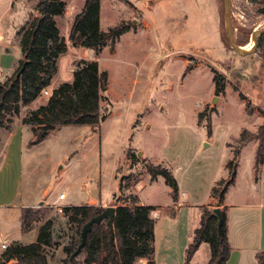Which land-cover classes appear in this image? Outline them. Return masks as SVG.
Segmentation results:
<instances>
[{"label":"rangeland","instance_id":"1","mask_svg":"<svg viewBox=\"0 0 264 264\" xmlns=\"http://www.w3.org/2000/svg\"><path fill=\"white\" fill-rule=\"evenodd\" d=\"M77 1L67 0L72 10L57 17L61 31L71 27ZM107 1L113 7L130 4L129 0ZM133 1L146 6L147 0ZM149 1L146 10H132V15H105L114 25L126 21L135 34L123 35L104 54L93 56L111 76L102 101V111L109 115L100 127L58 125L45 139L25 146L21 197L53 220L57 242L47 248L50 264H62L66 257L63 247L73 233L63 214V204H81L90 192L98 190L103 200L116 192L117 200H111V204L125 201L139 184L153 181L148 178L144 153L182 180L190 197L188 204H194L195 196H205L206 202L212 186L229 178L228 162L237 151L239 178L235 186L228 187L227 202L264 200V194L257 193L251 183L253 178L264 191V160L253 169L255 152L240 142L242 131L254 135L264 123V57L259 52L239 54L228 44L224 0ZM230 5L236 42L250 49L254 46L253 32L264 27V0H230ZM36 15L34 0H0V29L16 26L14 41L21 39L23 28ZM150 19L155 28L151 35L144 36L140 32L149 26ZM149 40L153 41L152 47ZM67 43L72 44L70 40ZM161 46L164 49L157 55ZM212 70L226 79L225 93L216 94ZM48 86L43 87L42 97H50L53 86ZM214 97H218L216 102ZM255 139L258 141L249 140ZM128 151L136 156L127 159ZM176 166L179 168L174 171ZM161 179L143 191L146 200L172 202L171 188ZM120 184L124 189L120 190ZM62 192L64 200L59 198ZM161 209L171 211L168 207ZM198 211L196 206L191 209L192 220ZM15 217L9 220L12 227L18 228L21 224L17 213ZM0 220L1 225L9 221ZM36 226L33 224L31 229ZM158 235L160 245L162 234ZM29 237L30 233L22 234L21 240ZM210 255V245L205 242L195 261L203 264Z\"/></svg>","mask_w":264,"mask_h":264},{"label":"trees","instance_id":"2","mask_svg":"<svg viewBox=\"0 0 264 264\" xmlns=\"http://www.w3.org/2000/svg\"><path fill=\"white\" fill-rule=\"evenodd\" d=\"M37 15L31 23L24 27L21 34L23 56L11 76L0 79V127H10L13 102L21 92L33 94L50 83L51 59L50 40L57 41L59 29L55 16L61 13V0H34ZM99 0H86L82 11L75 17L72 34L82 28L86 30L84 46L94 49L97 54L106 46H114L123 34L130 30L126 21H121L107 30L94 25V7H99ZM225 15V13H224ZM227 33V31H226ZM227 42L231 46L228 34ZM255 52L264 57V32L258 35V46ZM53 54V53H52ZM213 81L216 94H223L226 90V79L215 70ZM109 83V72L101 69L98 60L84 61L74 69L73 80L63 82L54 88L46 105L40 106L33 112V118L39 120L40 126L35 139L36 143L45 139L49 132L58 125L89 124L94 129L99 128L106 119L103 113L102 101L104 91ZM242 98H245L241 93ZM29 99L27 98L26 101ZM248 109V106L247 108ZM200 120V119H199ZM257 138L259 145L256 152L257 165L264 160V123L258 131L251 135L242 131L240 142ZM133 151H128L126 158L135 157ZM235 157L228 162L230 176L220 181L212 188L211 194L216 206L223 203L228 187L234 183L236 177ZM145 161V160H144ZM145 166L153 181L162 176L173 191V199L179 197V184L171 170L162 164H155L149 160ZM124 185L120 184V190ZM114 199L117 200L115 194ZM125 205H118L115 209L114 240L111 239V229L106 220L94 223L88 232L86 244L80 253L73 257V253L81 243L83 226L93 217L103 212L105 207L91 204L66 205L63 214L73 230L69 244L64 245L66 257L62 264H142L140 259H146L145 264H156L155 261V219L153 205H140L137 195L130 194ZM26 207L22 214V227L30 230L33 224L40 225L36 241L23 243L12 241L0 253V264H50L48 247L56 242L54 238V223L51 218H45L39 209ZM222 223L219 228V216L214 208L204 207L199 227L193 232L186 262H190L195 252L203 242L210 245L211 257L207 264H227L232 246L229 242L227 213L221 208ZM259 264H264V251L259 253Z\"/></svg>","mask_w":264,"mask_h":264},{"label":"crops","instance_id":"3","mask_svg":"<svg viewBox=\"0 0 264 264\" xmlns=\"http://www.w3.org/2000/svg\"><path fill=\"white\" fill-rule=\"evenodd\" d=\"M61 1L63 2L61 13L55 16L56 24L59 29L58 39L57 41L50 40L49 42L51 59L47 61L50 63L52 71L48 75L51 77V84L49 83L50 85L48 84L49 86H47H53L51 90L62 82L72 81L74 69L78 63L97 60L93 58L94 54L95 56L97 55V52L92 48L84 46L83 41L86 30L80 28L76 34H72L74 19L82 11L86 0L77 1L75 8L77 12H75L72 18L71 27L66 31H61L57 23V17L68 14L72 10V7L68 4L67 0ZM99 2V7H94L93 9L95 21L92 23L104 30H107L115 23H108L107 19H105V15L108 14V12L111 13V16H117L118 14L132 15V10L134 12L142 9L146 10L147 5L150 3V1L147 0L145 3L146 6H142L135 3L133 0H129L130 4H119V6L113 7L109 5L110 3H108L107 0H99ZM129 5L130 8H128ZM124 18L127 20L129 17ZM104 23H106L107 26H105ZM146 26L147 27H144L140 33H144V36L151 35V30L155 28L154 21L150 19L149 26ZM15 28L16 26H14L13 29H0V78L11 76L18 66L19 60L23 56L21 39L19 41H14L12 38ZM133 30H129L125 34L131 33L133 36L135 34ZM67 40H70L72 44L67 43ZM152 42V40L147 41V43L150 44L149 47H152ZM107 48L108 46L104 47L100 54H104ZM157 48L158 46L155 47V49ZM160 49L161 51H156L157 55L162 53V49L164 48L161 46ZM116 51L117 46L114 53H116ZM71 57H73V59L68 62V59ZM75 60L77 61L74 62ZM182 60L185 63L186 59L182 58ZM110 81L111 76L109 77V83ZM42 89L43 87L33 94L21 92L18 98L13 102L12 112L8 115L11 119L10 127H0V219L5 218L11 220L13 217L16 218L15 216L17 213V219L21 224L20 227L16 228L12 227L10 220L2 225L0 220V253L12 241L17 240L23 243L36 241L39 233L40 225L27 231L22 227V214L24 208L35 207L36 204L23 202L21 196L23 179L25 176L24 149L27 142L30 143L35 139V129L40 126L39 120H35L32 114L40 106L46 105L49 99V97H42ZM27 98L29 99L28 101H26ZM244 143L245 145H250L251 149L255 152L254 163L252 164V168L255 169L257 165L256 152L259 141L255 139ZM144 160H149L155 164H161L158 160L152 158L150 154L144 153ZM178 168L179 166H176L174 171H177ZM171 172L173 173L172 170ZM173 175L176 177L179 184V197L176 201L173 199L172 189H170L169 196H171L173 200L167 204L148 201L143 197V191H145L147 187H152L160 182L162 180L161 176L148 184H139L132 194L138 196L140 205H153L156 207V209L152 211V216L155 219L154 248L156 264H197L195 261L196 253L205 242L200 245L199 249L188 263L186 262L187 249L192 242L194 230L200 225L204 207H216V203L213 204L215 199L211 194L212 188L215 185L210 189L206 202H203L205 196H195L194 201H196V203L188 204L190 197L188 192L184 189L182 180L174 173ZM148 178H151V176ZM238 178L239 176L237 173L232 185L235 186L238 183ZM251 183L256 186L257 193L264 194L263 189L257 187L258 183L253 182V178H251ZM115 194L116 192H114L111 197L103 200L101 190L92 191L88 195V200L78 205L89 203L95 206H106L110 204L114 206L115 209L118 205H125L126 201L121 200L115 204L110 203V201L114 199ZM226 196L225 194L224 201L219 207L226 210V212L229 208H233L227 213L228 237L232 246V252L227 264H259L258 255L264 251V200L257 203L236 202L231 204L227 202ZM64 199H66V195ZM98 201H102L101 204H98ZM63 205L66 206L67 204ZM195 206L199 211L192 220L191 209ZM166 207L170 208L171 211L169 212L161 209ZM12 213H14V215H11ZM25 233H30V237L28 240L23 241L21 240V235ZM159 233L162 234L160 245ZM210 257L211 255L207 256L203 264H207ZM139 262L145 264L147 260L140 259Z\"/></svg>","mask_w":264,"mask_h":264},{"label":"water","instance_id":"4","mask_svg":"<svg viewBox=\"0 0 264 264\" xmlns=\"http://www.w3.org/2000/svg\"><path fill=\"white\" fill-rule=\"evenodd\" d=\"M225 3V23H226V31L228 34V38L231 44V47L238 52L239 54L242 55H248L251 53H254L257 49L258 46V35L264 32V27L258 30H255L252 34V37L254 39V46L250 49H247L245 47L240 46L235 39L232 25H231V5H230V0H224ZM218 97H214L213 102H216ZM214 212L219 216V223L218 226L220 228L221 223H222V213H221V208L219 206L214 207ZM114 218H115V207L112 205H109L105 207L102 213L99 215L93 217L90 219L82 228L81 232V243L79 244L78 248L76 251L73 253V257L76 256L77 254L80 253L81 249L84 247L86 244L87 240V235L88 232L91 230L92 225L94 223H99L103 220L107 221V224L109 225L111 229V239L114 240Z\"/></svg>","mask_w":264,"mask_h":264},{"label":"built area","instance_id":"5","mask_svg":"<svg viewBox=\"0 0 264 264\" xmlns=\"http://www.w3.org/2000/svg\"><path fill=\"white\" fill-rule=\"evenodd\" d=\"M91 182H92V180H90L89 183H91ZM59 198H60V199H64V198H65V194H64L63 192L60 193Z\"/></svg>","mask_w":264,"mask_h":264}]
</instances>
